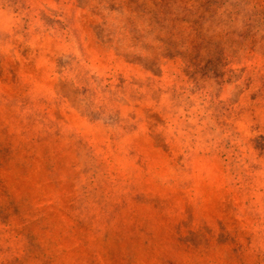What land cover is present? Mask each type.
<instances>
[{
  "label": "rangeland",
  "instance_id": "obj_1",
  "mask_svg": "<svg viewBox=\"0 0 264 264\" xmlns=\"http://www.w3.org/2000/svg\"><path fill=\"white\" fill-rule=\"evenodd\" d=\"M0 264H264V0H0Z\"/></svg>",
  "mask_w": 264,
  "mask_h": 264
}]
</instances>
